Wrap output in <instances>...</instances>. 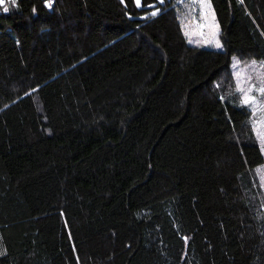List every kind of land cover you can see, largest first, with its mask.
Instances as JSON below:
<instances>
[{
  "label": "trees",
  "instance_id": "trees-1",
  "mask_svg": "<svg viewBox=\"0 0 264 264\" xmlns=\"http://www.w3.org/2000/svg\"><path fill=\"white\" fill-rule=\"evenodd\" d=\"M45 2L0 6V264H264V0H210L223 51L178 0Z\"/></svg>",
  "mask_w": 264,
  "mask_h": 264
},
{
  "label": "snow or ice",
  "instance_id": "snow-or-ice-1",
  "mask_svg": "<svg viewBox=\"0 0 264 264\" xmlns=\"http://www.w3.org/2000/svg\"><path fill=\"white\" fill-rule=\"evenodd\" d=\"M5 3L6 0H0V6H3ZM12 3L15 4L16 0H12ZM121 3H124V0H121ZM133 3L137 8L143 7L142 0H133ZM157 3L162 6L165 3V0H157ZM178 3H183L185 9H189L190 5L196 6L197 10L201 13L200 20L204 22L203 24L197 23V28L214 29V23L208 22L210 19L213 22L215 20L214 15H212L210 11V0H189L187 3L185 0H178ZM45 6L51 8L52 0H46ZM147 7L150 9V12L148 15L142 17V19H148L150 17L154 18L160 14L161 8L158 7L157 4H151ZM3 11L7 13L9 8L3 7ZM33 11L35 12V9ZM181 26L183 28L184 24L182 23ZM199 34L204 35L203 32H200ZM188 35L189 33L186 31L185 36ZM206 42L214 43L217 48H223L220 41L216 39L215 30L211 31V39ZM233 61V68H239V60L236 57H233ZM232 75L235 81L236 92L241 97V106L248 107L252 111V130L260 142L261 151L264 152V62H262L259 69H257V62L252 61L250 65L243 69V71H234ZM224 99V96L220 97L221 101ZM262 170H264V166H261L257 170V175L260 176L261 186L264 187V174H262Z\"/></svg>",
  "mask_w": 264,
  "mask_h": 264
},
{
  "label": "rangeland",
  "instance_id": "rangeland-1",
  "mask_svg": "<svg viewBox=\"0 0 264 264\" xmlns=\"http://www.w3.org/2000/svg\"><path fill=\"white\" fill-rule=\"evenodd\" d=\"M185 2L187 3V2H189V0H185ZM210 5H211V3H210ZM182 7L183 8H182V11L180 13V21H181V23L184 24V27H183L184 34H185L186 31L189 33V35L186 36L188 43L191 44V45L200 46V47L205 48V49L223 51L224 47L222 49H220V48L215 47L214 43L206 42V41L211 39V31L215 30L216 31V39H218L220 41V43L222 44V42L220 40V27H219V24L217 22L216 15H215V12L213 10L212 5H211V10L210 11H211V14L214 15L215 20H214V22L211 19L208 21L209 23H214V29H211V30L208 29V28H197L196 27L197 23H199V24H203L204 23L203 21L200 20L201 13L197 10L196 6L190 5L189 9H185L184 4H183ZM200 32H203L204 35H200L199 34ZM237 59L240 62V66L237 69L233 68L234 61H233V57H232V60H231V74H233L234 71H243V69L245 67H247L248 65H250L252 61H256L257 62V69H259L260 64L262 62H264V61H261V60H251V61L248 62V61H241L239 58H237ZM251 113H252V111H251ZM259 144H260V142H259ZM260 147H261V145H260ZM262 153L264 154V152H262ZM262 166H264V164ZM260 167H258L255 170V178H256L255 180H256V182L259 185V188H258L259 192H262V197H263L262 201H263L264 200V187L261 186L260 176L257 175V170ZM262 174H264V170H262ZM263 203H264V201H263Z\"/></svg>",
  "mask_w": 264,
  "mask_h": 264
},
{
  "label": "built area",
  "instance_id": "built-area-1",
  "mask_svg": "<svg viewBox=\"0 0 264 264\" xmlns=\"http://www.w3.org/2000/svg\"><path fill=\"white\" fill-rule=\"evenodd\" d=\"M8 0H6V2H7Z\"/></svg>",
  "mask_w": 264,
  "mask_h": 264
}]
</instances>
